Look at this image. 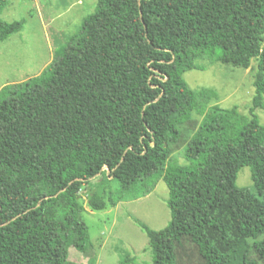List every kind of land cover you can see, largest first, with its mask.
<instances>
[{"label":"trees","instance_id":"trees-1","mask_svg":"<svg viewBox=\"0 0 264 264\" xmlns=\"http://www.w3.org/2000/svg\"><path fill=\"white\" fill-rule=\"evenodd\" d=\"M0 25L1 42L24 22ZM254 59L252 108L264 111V0H97L40 74L0 90V264H81L80 193L101 175L93 210L168 185L169 223H140L154 264H178L190 245L203 264H264V125L184 78L201 60ZM193 116L180 165L169 148ZM244 166L253 190L235 184Z\"/></svg>","mask_w":264,"mask_h":264},{"label":"rangeland","instance_id":"rangeland-1","mask_svg":"<svg viewBox=\"0 0 264 264\" xmlns=\"http://www.w3.org/2000/svg\"><path fill=\"white\" fill-rule=\"evenodd\" d=\"M96 6L97 0H10L0 13V21H23L24 26L0 42V90L6 84L40 74L53 61L55 52L80 30L84 19ZM198 63L202 68L184 74L192 89H212L218 95L212 104L224 108L236 106L246 116L253 113L264 125V111L252 108L257 60L254 59L248 69L202 60ZM200 121L201 117L193 116L180 125L181 138L169 148L173 162L187 164L184 149ZM105 178L106 175H101L83 185L80 196L86 209L83 217L90 234L89 251L81 253L71 248L70 260L81 264H124L128 257V264H154L149 238L140 223L157 230L169 223L168 185L159 179L154 190L146 196L93 210L88 199L100 189L101 180ZM235 184L239 188L254 189L249 166L240 169ZM260 236L263 239L264 232ZM247 241L253 244L254 239ZM190 246L181 254L178 264H203L197 249Z\"/></svg>","mask_w":264,"mask_h":264}]
</instances>
